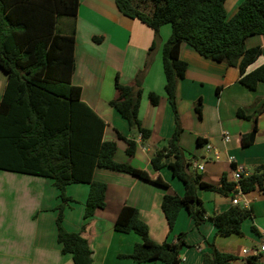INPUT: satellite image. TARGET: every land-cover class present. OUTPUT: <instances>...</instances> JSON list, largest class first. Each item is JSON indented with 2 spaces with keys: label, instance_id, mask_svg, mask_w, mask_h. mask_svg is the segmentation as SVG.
<instances>
[{
  "label": "trees",
  "instance_id": "16d2710c",
  "mask_svg": "<svg viewBox=\"0 0 264 264\" xmlns=\"http://www.w3.org/2000/svg\"><path fill=\"white\" fill-rule=\"evenodd\" d=\"M115 1L121 15L139 20L154 31L150 52L155 49L160 28L167 24L172 27V34L163 46L162 59L165 93L175 114L176 127L168 146L151 158L157 171L170 166L185 188L182 197L166 194L163 198L162 211L169 234L185 209L195 229L211 222L217 236L242 235V224L251 218L252 210L232 207L214 216H205L198 190L228 197L236 194L237 184L228 183L226 177H222L220 185H214L186 172L187 164L180 147L182 128L177 89L188 68L181 58L184 44L208 60L237 67L240 84L250 91H256L259 84L264 83V64L248 73V69L264 57V49L246 47L248 38L264 36V0H234L237 11L231 18L226 9L231 0H151L153 10L149 13L141 11L132 0ZM78 8L79 0H0V70L7 77L0 100V170L53 181L67 206L76 201L65 195L66 186L89 185L84 213L88 222L97 210L106 207L107 185L94 181L97 168L150 180L146 173L115 160L117 143L103 140L106 123L82 101V89L72 85ZM64 19L69 23L64 24ZM60 21L63 28L58 32ZM69 28L71 33H66ZM115 89L118 97L111 106L136 135L148 140L151 132L144 129L139 120L142 79L137 78L133 86H127L117 77ZM149 99L152 105L159 104L157 94L151 93ZM202 106V100L195 105L199 119H202ZM237 117L253 121L251 132L241 139L242 147L248 148L259 131L258 117L249 116L242 109L237 111ZM124 140L127 155L133 157L136 140ZM198 144H203L201 138ZM166 160L172 163L167 164ZM157 184L167 188L160 182ZM239 185L244 193L258 190L264 194V166L243 177ZM63 221L60 210L57 239L61 254L71 255L74 264H93L89 242L82 233L66 232L62 228ZM114 228L119 233H135L141 238L131 256L135 262L181 263L180 252L187 246V233H180L175 244L167 241L157 244L150 239L149 227L139 218L138 210L130 206L121 209ZM208 245L212 251L204 254L202 264H235V256L218 251L214 243ZM248 260L256 264V258Z\"/></svg>",
  "mask_w": 264,
  "mask_h": 264
},
{
  "label": "crops",
  "instance_id": "0c3cea01",
  "mask_svg": "<svg viewBox=\"0 0 264 264\" xmlns=\"http://www.w3.org/2000/svg\"><path fill=\"white\" fill-rule=\"evenodd\" d=\"M63 23L67 24L69 21L64 19ZM65 32L71 33L70 28ZM171 34L169 28L162 26L155 49L150 52L155 39L154 31L139 20L121 15L115 0H79L72 85L82 89V101L106 123L103 140L116 142L119 146L115 160L146 173L150 181L97 168L94 181L107 185L106 207L97 210L87 222L84 213L90 186L72 185L76 186L72 188L81 195L82 205L73 208L75 204L70 203L68 207L78 211L72 213L68 208L64 227L69 233H82L93 252V264H163L161 261L135 262L131 256L141 238L135 233L123 234L115 230L114 224L121 209L130 206L138 210L139 218L149 227L150 239L157 244L166 241L175 244L180 233H187V246L180 252V264H202L204 254L212 251L208 245L211 242L218 251L235 256V264H251L242 251L252 249L264 232V194L258 190L242 192L236 206L232 204L235 194L225 197L216 192L198 190L206 217L232 207L252 210L251 218L242 224V235L217 236L216 228L211 222H205L195 229L185 209L180 212L175 227L169 234L162 211L163 198L166 194L182 197L185 188L174 176L170 166L157 171L151 164V158L157 151L168 146V140L176 127L175 115L165 93L162 59L163 46ZM257 46L264 49V36L247 39V48ZM181 58L188 64L185 78L179 81L177 89V110L182 128L180 147L188 166L186 172L191 176H200L204 182L214 185H220L222 177H226L228 183L237 184L233 177L235 167H243L247 177L256 168L264 166V83L259 84L256 91H250L240 84L237 67L208 60L186 44L181 48ZM263 64L264 57H261L248 69V73ZM117 77L121 84L127 86H133L137 78L142 79L139 120L141 126L151 132V137L146 141L139 138L111 106V102L118 97L115 89ZM6 83L7 77L0 70V100ZM151 93L160 97L157 106L152 105L149 100ZM199 100L203 104L202 119H199L195 110ZM239 109L249 116L258 117L259 131L253 145L248 148L242 147L241 139L251 132L253 121L238 118ZM224 134L230 137L228 143L223 140ZM198 138L203 140L202 145L198 144ZM124 139L136 140L137 148L133 157L127 155ZM206 145H211L218 152V159L214 150L209 153L206 151ZM229 157H233L235 162L230 163ZM170 163L172 160L167 164ZM195 165H203L204 170L199 171ZM13 180L21 182L20 185L28 183L23 185L27 193L28 189L35 187L37 191L31 188L29 193L34 201L37 199L40 202L28 212L24 221L30 223L26 231L29 236L27 241L23 237L24 217L18 202L20 188L11 192L6 187ZM157 182L167 188L160 187ZM29 183H33V186ZM47 186L56 188L53 181L46 178L0 170V206L5 205L7 212H10L5 219L0 217V264H74L71 255L61 254L57 229H50L46 233L45 230L40 231V223L37 225V216L45 198L43 191ZM4 189H8L10 193L6 198H2ZM17 191L18 194L15 193ZM54 195L58 196L56 192ZM69 197L77 203L75 196ZM47 218L50 226L52 222L55 224L56 213ZM20 223L21 228L16 230L15 236L8 235L6 229ZM32 238L35 239L34 242ZM256 264L263 262L257 258Z\"/></svg>",
  "mask_w": 264,
  "mask_h": 264
},
{
  "label": "rangeland",
  "instance_id": "374dc122",
  "mask_svg": "<svg viewBox=\"0 0 264 264\" xmlns=\"http://www.w3.org/2000/svg\"><path fill=\"white\" fill-rule=\"evenodd\" d=\"M133 3L136 5V7H138L141 11L143 12H152L153 10V3L151 0H132ZM234 0H231L229 1L230 4L228 6L227 9V12H228V18H231L235 12L237 11V2H233ZM63 24H61V21H60V25H59V30L58 32L62 31V26ZM165 27L169 28L171 30V33H172V27L170 24H167V25H164ZM163 53V51H162ZM156 54L154 52L153 54V57H155ZM163 58V56H162ZM2 73L6 76V74L2 71ZM144 74V73H143ZM150 100V99H149ZM175 115V114H174ZM136 132V131H135ZM117 150H119V146L117 145ZM15 180L13 181H10L8 182V184L6 185V187L12 192V190L14 189H17L18 187L20 188V196L18 197V202H19V205L21 206L22 208V216L24 217L22 219V221H26V218H27V214L30 210H33L34 208H36L38 206V204L40 202L37 201V199L34 201L33 200V197L31 196V194L29 193V190H32L34 189V191H37V189L35 187H31L30 189H28V193H27V189L23 186V185H27L28 183H23V185H20L21 182H17ZM31 184V186H33V183H29ZM72 185H82L83 184H69L68 186H66V188L64 189V193L67 197L69 196H75V198H77V203L75 202L73 205V208H77L79 207V205H82V201H81V195L78 193V190H74V188L72 187H76V186H72ZM89 186V185H88ZM18 188V189H19ZM7 189V190H8ZM6 189H4L2 191V198H6L10 193L7 191ZM55 191L56 192V195H58L57 197H55ZM16 194L19 193V191L15 192ZM43 193L45 194V198L43 199V206L41 208V212L38 214L37 216V225H39L40 223V231H44L46 233H49L50 229H54L56 230L57 229V232H58V227H57V218L59 216V211L61 210L62 211V214H63V218L65 220V214L67 213L68 211V208L69 210H71L70 207H68L67 205L63 204L62 200L60 199V191L59 189L57 188H49L47 186V189L45 191H43ZM15 196V195H14ZM71 198V197H69ZM72 199V198H71ZM54 203V204H53ZM77 209H73L71 210L72 213H77ZM56 213V222L55 224L52 222V225L50 226V223H49V219L47 217H50L52 215V213ZM2 214V215H1ZM10 212L8 213L7 212V207L5 205H1L0 206V217L1 219H5L7 215H9ZM36 218V216H35ZM29 225L30 223H27V222H24L23 223V237H24V241H27L29 236L28 234L26 233V231L28 230L29 228ZM65 224H64V221H63V224H62V228L68 232L66 229H65ZM21 228V223L19 225H12L11 228H7L6 231H8V235H12V236H15V232L16 230H19ZM4 230V229H2ZM82 230H83V227H82ZM76 234V233H75ZM77 234H80L77 233ZM49 239V236L47 238V240ZM33 242L35 239H33ZM213 243V242H211Z\"/></svg>",
  "mask_w": 264,
  "mask_h": 264
},
{
  "label": "built area",
  "instance_id": "2783aa9c",
  "mask_svg": "<svg viewBox=\"0 0 264 264\" xmlns=\"http://www.w3.org/2000/svg\"><path fill=\"white\" fill-rule=\"evenodd\" d=\"M139 138H141V135L139 136ZM223 140L225 143H228L230 141V137L227 134L223 135ZM214 150L216 158L218 159V152L212 148L211 145H206V151L209 153L210 151ZM228 160L230 161V163H234V158L233 157H229ZM197 167V169L199 171H203L204 170V166L203 165H195ZM233 177L234 180L237 183V187H236V198L232 201V204L234 206H236L239 203V199L242 195V190L240 188L239 182L243 179V177H245V170L243 167H235L233 170ZM242 254L244 257L246 258H258L261 259L263 264H264V232L260 235L259 237V241L258 243L252 248V249H244L242 251Z\"/></svg>",
  "mask_w": 264,
  "mask_h": 264
},
{
  "label": "water",
  "instance_id": "95a60500",
  "mask_svg": "<svg viewBox=\"0 0 264 264\" xmlns=\"http://www.w3.org/2000/svg\"><path fill=\"white\" fill-rule=\"evenodd\" d=\"M136 134V132H135ZM166 163H169V160H166ZM186 171H188V166H186Z\"/></svg>",
  "mask_w": 264,
  "mask_h": 264
}]
</instances>
